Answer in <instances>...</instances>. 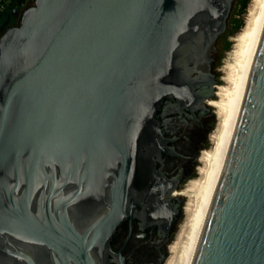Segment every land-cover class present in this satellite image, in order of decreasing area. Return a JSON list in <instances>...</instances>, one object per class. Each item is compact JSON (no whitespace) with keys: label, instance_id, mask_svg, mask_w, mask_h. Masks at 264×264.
I'll use <instances>...</instances> for the list:
<instances>
[{"label":"water","instance_id":"1","mask_svg":"<svg viewBox=\"0 0 264 264\" xmlns=\"http://www.w3.org/2000/svg\"><path fill=\"white\" fill-rule=\"evenodd\" d=\"M234 0H34L0 32V258L49 248L105 262L142 194L166 195L157 116L200 78L216 93V40ZM197 73V75H195ZM107 211L85 231L79 216ZM131 214V213H130ZM184 264H264V25Z\"/></svg>","mask_w":264,"mask_h":264},{"label":"flooded vegetation","instance_id":"2","mask_svg":"<svg viewBox=\"0 0 264 264\" xmlns=\"http://www.w3.org/2000/svg\"><path fill=\"white\" fill-rule=\"evenodd\" d=\"M200 81L188 105H183L177 98H166L158 111L157 118L170 139L171 148L160 154L155 165L168 180L166 195H137L132 212V203L124 205L131 214L117 225L103 264H166L170 257V247L186 217L187 196L182 190L197 173L202 149L207 144L215 119L209 103L212 96L207 98L210 85L204 77ZM69 209L76 227L85 231L107 211V205L95 203L92 211L81 216L77 207ZM22 245L29 250L32 259L4 256L0 258V264H59L51 249L34 244Z\"/></svg>","mask_w":264,"mask_h":264},{"label":"bare ground","instance_id":"3","mask_svg":"<svg viewBox=\"0 0 264 264\" xmlns=\"http://www.w3.org/2000/svg\"><path fill=\"white\" fill-rule=\"evenodd\" d=\"M249 13L247 23L236 37L227 59L229 73L226 79L229 84L218 87L215 94L219 99L209 101L217 109L219 122L211 135V147L201 153L202 164L198 166L200 176L191 179L182 190L183 194L192 197V202L185 208L190 213L170 247L171 255L166 264L185 263L189 241L264 25V0H253Z\"/></svg>","mask_w":264,"mask_h":264},{"label":"rangeland","instance_id":"4","mask_svg":"<svg viewBox=\"0 0 264 264\" xmlns=\"http://www.w3.org/2000/svg\"><path fill=\"white\" fill-rule=\"evenodd\" d=\"M33 3H34V0H28L27 3L22 6V8L26 7L27 5H32ZM252 6H253V0H234L233 5H232V9H231V12H230V15L228 18L226 30L223 34H221L218 37V39L215 42L216 43V53H215L214 62L212 64L213 75L215 77V80L217 81L215 91L218 90V87L229 84V82L226 79V77L228 76V73H229V69L227 67L229 60H227V59H229V57H230L229 55L234 48V45L236 42V40H235L236 37L242 32V30L244 29V26L247 23V20L249 17L248 15L250 14L249 12L251 11ZM20 16H21L20 12H18L17 18L12 23H10L9 25L14 24L15 21H16V23H18ZM210 99H219V96L217 94H215L212 98H209V100ZM210 106L212 108L211 111H212V114L215 116V119H214L212 130L210 131V135L207 139V144H206V146L203 147L202 151L211 147V145H212L211 135L213 134V132L216 129L217 124L219 122V116H218V113L216 111L217 110L216 107L213 105H210ZM201 164L202 163L199 160L198 166H200ZM199 176H200V174L198 172V167H197V173H195V175L192 176L190 178V180L196 179ZM186 196H187V202H186V206H187L188 203L192 202V197L189 195H186ZM185 211H186V209H185ZM189 213H190L189 211H186V217L181 222V227H182V225H184L185 221L189 217ZM181 227H180V229H181ZM176 238H177V236H176ZM176 238H175V240H176Z\"/></svg>","mask_w":264,"mask_h":264},{"label":"trees","instance_id":"5","mask_svg":"<svg viewBox=\"0 0 264 264\" xmlns=\"http://www.w3.org/2000/svg\"><path fill=\"white\" fill-rule=\"evenodd\" d=\"M28 0H2V9H0V16L6 19V23L1 28L0 32L11 23L13 15L11 11L14 7L22 8ZM16 24V21L14 22Z\"/></svg>","mask_w":264,"mask_h":264},{"label":"crops","instance_id":"6","mask_svg":"<svg viewBox=\"0 0 264 264\" xmlns=\"http://www.w3.org/2000/svg\"><path fill=\"white\" fill-rule=\"evenodd\" d=\"M0 9H2V0H0ZM17 18V13L13 15L11 23ZM6 23V19L0 16V30Z\"/></svg>","mask_w":264,"mask_h":264}]
</instances>
